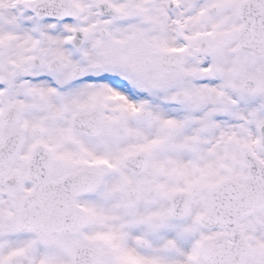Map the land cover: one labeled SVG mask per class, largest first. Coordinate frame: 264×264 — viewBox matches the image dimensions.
<instances>
[{
    "label": "snow or ice",
    "instance_id": "obj_1",
    "mask_svg": "<svg viewBox=\"0 0 264 264\" xmlns=\"http://www.w3.org/2000/svg\"><path fill=\"white\" fill-rule=\"evenodd\" d=\"M0 264H264V0H0Z\"/></svg>",
    "mask_w": 264,
    "mask_h": 264
}]
</instances>
